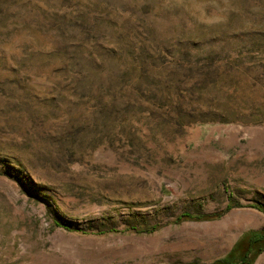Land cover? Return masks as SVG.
<instances>
[{"label":"rangeland","instance_id":"obj_1","mask_svg":"<svg viewBox=\"0 0 264 264\" xmlns=\"http://www.w3.org/2000/svg\"><path fill=\"white\" fill-rule=\"evenodd\" d=\"M261 230L264 0H0V264H214Z\"/></svg>","mask_w":264,"mask_h":264},{"label":"trees","instance_id":"obj_2","mask_svg":"<svg viewBox=\"0 0 264 264\" xmlns=\"http://www.w3.org/2000/svg\"><path fill=\"white\" fill-rule=\"evenodd\" d=\"M259 208H262V207H259ZM183 217H190V215L187 213H183L181 214V218ZM140 228L141 230H144L145 232L155 229L154 226H148V225H143ZM130 229L135 230V227L130 226ZM111 231H115V230L108 229V230L99 231V233L103 234V233H107ZM263 240H264V230L251 232L248 235H242V237H240L238 241L236 248L235 249L233 248L236 253L238 252L237 255H233L234 250H232L229 254L224 256L222 259L215 261L214 264H222V263L238 264L236 262H240V264H248L246 255H247V252H249L250 247H252L254 244L262 242ZM261 246H264V243H261ZM234 256H237V257L234 259L233 258Z\"/></svg>","mask_w":264,"mask_h":264},{"label":"bare ground","instance_id":"obj_3","mask_svg":"<svg viewBox=\"0 0 264 264\" xmlns=\"http://www.w3.org/2000/svg\"><path fill=\"white\" fill-rule=\"evenodd\" d=\"M252 221H253V220H252ZM254 224H256V223H254V222H253V223H252V225H254ZM257 264H260V261H258V263H257Z\"/></svg>","mask_w":264,"mask_h":264}]
</instances>
